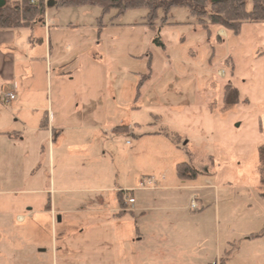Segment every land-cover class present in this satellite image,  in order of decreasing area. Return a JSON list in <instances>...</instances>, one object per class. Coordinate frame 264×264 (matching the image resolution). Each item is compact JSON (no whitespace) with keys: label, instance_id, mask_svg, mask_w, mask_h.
<instances>
[{"label":"rangeland","instance_id":"374dc122","mask_svg":"<svg viewBox=\"0 0 264 264\" xmlns=\"http://www.w3.org/2000/svg\"><path fill=\"white\" fill-rule=\"evenodd\" d=\"M247 6L252 10L253 0ZM49 10L47 17L64 26L60 48L50 65L18 62L16 83L36 74L34 99L51 102L56 113L81 103L84 112L98 114L95 123L109 140L77 149L90 157L62 168L73 180L59 182L56 166V184L46 136L43 165L21 162L27 149L36 159L43 152L29 143L32 137L26 149L0 143V264H109L106 244L118 231L116 221H107L112 210L130 212L134 205L122 207L123 195L138 200L139 193L128 191L144 180L176 183L182 163L199 172L194 192L218 209L221 258L264 264V24H245L239 34L214 26L209 35L185 7H173L167 24L160 11L155 30L146 9L119 17L98 7ZM229 85L239 93L237 105L226 104ZM0 88L5 103L12 83L0 81ZM2 104L7 114L12 104ZM39 190L45 192H33ZM125 221L127 227L131 217L121 221L124 247L134 248Z\"/></svg>","mask_w":264,"mask_h":264},{"label":"crops","instance_id":"0c3cea01","mask_svg":"<svg viewBox=\"0 0 264 264\" xmlns=\"http://www.w3.org/2000/svg\"><path fill=\"white\" fill-rule=\"evenodd\" d=\"M50 7L52 6H47L44 19L32 28L0 31V81L1 84L6 85L12 83V90L9 93L16 94V100L11 103L12 107L7 114L0 113V143L8 147L26 149L27 139L32 137L29 143L35 144L34 147L37 145L43 152L36 159L27 149L28 151H24L20 157L21 162L26 166L33 165L34 162L43 165L47 159L52 180L56 184V166L58 169L61 168L59 182L73 180L66 174V170L62 171V168H66L69 162L88 161L90 157L86 152L77 153V149L84 151L83 148L92 146L97 140L108 141L109 138L95 123L99 122L98 114L84 112L81 103L69 112L56 113L50 107L51 102L48 106V103L44 105L41 100L34 99L38 94L34 80L36 74L24 73L27 83L20 85L16 83L15 69L18 62L26 60L30 64L37 65L45 60L50 65L53 63L54 54L60 48L58 35L64 26L47 17ZM40 49H44L43 54ZM81 57V54L74 56L76 60ZM61 61L62 58L57 57L54 63L59 64ZM1 103L5 105L0 95ZM9 116L12 117L11 120L6 118ZM119 128L126 127H117L115 130L119 131L117 130ZM45 136L49 144L46 159L44 158L46 141L42 140ZM154 183V179L149 178L140 182L134 190L128 191V193H139L138 200H135L134 194L130 197L135 200L134 208L130 212L125 210L117 212V208L112 210V218H108L107 221H116L117 224L113 227L118 231H114L116 240L112 239L106 244L109 254L112 255L108 258V263L214 264L219 262L222 256V243L218 209H214L213 204L203 195L194 192L198 187L191 186V180L178 178V181L170 186ZM95 190L101 191V189ZM33 192H45V190ZM193 201L198 204V210L191 208ZM54 212H56L55 207L48 213ZM121 213L123 215L118 216ZM128 217H131V221L134 220L135 223L132 225L131 221L127 222L126 227V221L123 222L124 230L126 228L129 233L130 230L134 231L133 240H130L134 248H131V244H127L129 248L126 244L124 247V243L128 240L124 239L122 234L121 221ZM20 219L24 220L23 217ZM116 245L121 246L119 249L122 251L117 253Z\"/></svg>","mask_w":264,"mask_h":264},{"label":"trees","instance_id":"16d2710c","mask_svg":"<svg viewBox=\"0 0 264 264\" xmlns=\"http://www.w3.org/2000/svg\"><path fill=\"white\" fill-rule=\"evenodd\" d=\"M49 2H54V6L59 8L98 7L104 14L115 11V17L131 10L146 9L147 25L153 30L156 29L159 12L164 13L162 22L167 24L168 14L173 7L189 9L190 14L209 35L214 26L239 34L245 24H264V0H253L252 10L248 9L247 0H21L17 3L0 0V31L34 27L44 19ZM218 41L222 42L220 36ZM156 44L165 47L159 40ZM225 101L228 106L239 102V93L232 85L225 89ZM259 157L264 169V145L259 150ZM177 176L181 180L192 181L198 178L199 172L189 163H182L177 166ZM214 264L227 263L221 258Z\"/></svg>","mask_w":264,"mask_h":264},{"label":"built area","instance_id":"2783aa9c","mask_svg":"<svg viewBox=\"0 0 264 264\" xmlns=\"http://www.w3.org/2000/svg\"><path fill=\"white\" fill-rule=\"evenodd\" d=\"M15 100H16V94H15V92H11V93H9V94L6 96V98H5V105H9V104H11L13 101H15ZM123 202H124V204L127 206V205H129V204L133 205V204L135 203V200L132 199V198H130L129 194H126V195L124 196V198H123ZM192 207H193L194 209L197 208V204H196L195 201H193V203H192Z\"/></svg>","mask_w":264,"mask_h":264},{"label":"water","instance_id":"95a60500","mask_svg":"<svg viewBox=\"0 0 264 264\" xmlns=\"http://www.w3.org/2000/svg\"><path fill=\"white\" fill-rule=\"evenodd\" d=\"M48 6H54V2H49ZM59 221H60V219H59Z\"/></svg>","mask_w":264,"mask_h":264}]
</instances>
